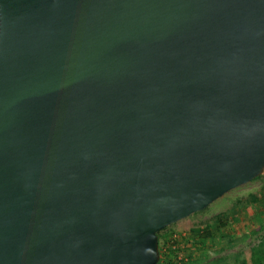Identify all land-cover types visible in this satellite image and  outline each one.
Masks as SVG:
<instances>
[{
	"label": "water",
	"instance_id": "1",
	"mask_svg": "<svg viewBox=\"0 0 264 264\" xmlns=\"http://www.w3.org/2000/svg\"><path fill=\"white\" fill-rule=\"evenodd\" d=\"M263 169L264 0H0V264H156Z\"/></svg>",
	"mask_w": 264,
	"mask_h": 264
},
{
	"label": "rangeland",
	"instance_id": "2",
	"mask_svg": "<svg viewBox=\"0 0 264 264\" xmlns=\"http://www.w3.org/2000/svg\"><path fill=\"white\" fill-rule=\"evenodd\" d=\"M262 193L264 169L256 178L229 189L201 210L167 225L165 231L174 234L177 254L186 258L180 264L249 263L250 247L260 245L264 250V218L256 219V214L261 208L259 209V204L255 202ZM262 202L264 205V200ZM216 215H221L224 220L228 231L226 238L217 234L219 229L213 222ZM203 225L215 231V236L195 247L188 242L191 238L188 228Z\"/></svg>",
	"mask_w": 264,
	"mask_h": 264
},
{
	"label": "trees",
	"instance_id": "3",
	"mask_svg": "<svg viewBox=\"0 0 264 264\" xmlns=\"http://www.w3.org/2000/svg\"><path fill=\"white\" fill-rule=\"evenodd\" d=\"M256 178V177H255ZM264 200V193H262L260 196H258L255 199V202L259 204V209L257 214H256V219L260 220L264 218V205L263 201ZM196 212V211H195ZM262 217V218H261ZM214 224L218 227V236L220 237H227L228 236V231L225 228V223L221 215H216L215 221H213ZM166 226H164L162 229L158 230L156 232L157 234V246H158V260L156 264L160 263V257L164 254L169 256L170 262L175 263V255L178 253V249L175 247L174 244V237L172 233H167L166 231ZM189 233L191 234L190 242L193 246L199 247L202 245L203 241L208 239V238H214L215 236V231L211 230V228L203 226H192L188 228ZM216 234V235H217ZM229 238V237H228ZM264 244V241H263ZM174 247H171V246ZM248 259L249 263L242 262L241 264H264V250L260 247V245L252 246L248 250Z\"/></svg>",
	"mask_w": 264,
	"mask_h": 264
},
{
	"label": "crops",
	"instance_id": "4",
	"mask_svg": "<svg viewBox=\"0 0 264 264\" xmlns=\"http://www.w3.org/2000/svg\"><path fill=\"white\" fill-rule=\"evenodd\" d=\"M195 258V257H194ZM170 259L169 256H165V255H162L160 257V263L159 264H169L170 263ZM172 263V262H171ZM180 264V263H179Z\"/></svg>",
	"mask_w": 264,
	"mask_h": 264
},
{
	"label": "built area",
	"instance_id": "5",
	"mask_svg": "<svg viewBox=\"0 0 264 264\" xmlns=\"http://www.w3.org/2000/svg\"><path fill=\"white\" fill-rule=\"evenodd\" d=\"M173 236H174V234H173ZM171 247H174V246L172 245ZM165 256H167V255H165ZM184 260H186V258L185 257H182L180 254L175 255V261H176V263H181V261H184Z\"/></svg>",
	"mask_w": 264,
	"mask_h": 264
}]
</instances>
